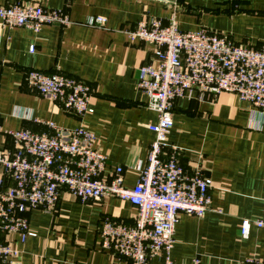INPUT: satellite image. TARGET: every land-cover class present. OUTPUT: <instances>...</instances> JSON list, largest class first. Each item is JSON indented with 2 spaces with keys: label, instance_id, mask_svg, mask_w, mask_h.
<instances>
[{
  "label": "crops",
  "instance_id": "1",
  "mask_svg": "<svg viewBox=\"0 0 264 264\" xmlns=\"http://www.w3.org/2000/svg\"><path fill=\"white\" fill-rule=\"evenodd\" d=\"M21 1L64 9L71 24L44 25L37 32L0 24V149L13 148L9 131L51 132L48 121L66 129L80 124L24 81L29 69L60 70L90 84L91 111L83 125L108 159L102 179L122 166L127 188L135 185L136 168L145 163L153 139L147 125L157 114L136 88L140 65L153 58L152 47L129 41L124 29L133 28L144 13L164 21L174 15L181 30L225 33L244 46L264 44V0ZM95 16H104L106 23L91 26ZM203 97L194 91L175 100L164 152L174 154L185 173L199 167L211 179V210L202 217H178L170 256L178 264L194 257L201 264H245L250 256L264 261V229L251 226L245 238L239 232L241 220L262 213L264 116L229 92ZM135 216V207L115 196L80 202L62 188L53 212L29 211L31 235L0 234V241L19 251L0 264H127L99 249L97 229L104 218L132 225Z\"/></svg>",
  "mask_w": 264,
  "mask_h": 264
},
{
  "label": "built area",
  "instance_id": "2",
  "mask_svg": "<svg viewBox=\"0 0 264 264\" xmlns=\"http://www.w3.org/2000/svg\"><path fill=\"white\" fill-rule=\"evenodd\" d=\"M105 23L104 16L89 22L97 27ZM0 24L37 32L44 25L67 26L71 20L64 9L10 0L0 5ZM124 34L131 42L149 44L153 52V58L139 67L136 88L157 119L147 125L153 139L145 163L136 168L135 185H123V167L119 165L102 179L108 159L95 147L94 134L83 125L84 115L91 111L90 84L60 70L29 69L24 73L25 83L76 116L80 124L66 129L48 121L44 124L51 132L26 128L7 132L13 148L0 149V234L31 235L29 211L53 212L62 188L80 202L110 195L135 207V221L128 225L104 218L97 229L99 249L127 264H178L170 256L175 224L181 214L202 217L211 210V179L199 167L185 173L175 155L164 152L174 102L194 91L201 99L205 94L229 92L264 116V44L244 46L225 33L181 30L174 15L164 21L147 13L133 28H125ZM29 51H34L33 45ZM261 211L257 219L241 220V237H247L251 226L264 229V196ZM18 255L15 247L0 241L1 263ZM244 262L264 264L256 256ZM189 264H201L200 258L194 257Z\"/></svg>",
  "mask_w": 264,
  "mask_h": 264
}]
</instances>
